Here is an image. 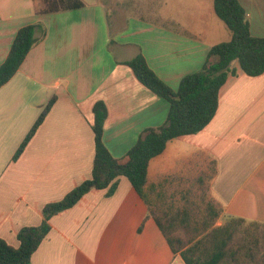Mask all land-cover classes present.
<instances>
[{
    "label": "crops",
    "instance_id": "0c3cea01",
    "mask_svg": "<svg viewBox=\"0 0 264 264\" xmlns=\"http://www.w3.org/2000/svg\"><path fill=\"white\" fill-rule=\"evenodd\" d=\"M80 1L78 10L37 15L40 0H0V65L20 28L40 25L43 31L0 88V239L15 248L19 230L42 223L45 205L91 177L95 103L106 106L103 142L121 163L142 132L165 123L168 103L138 82L126 62L142 55L176 91L183 77L201 70L211 47L227 41L217 40L214 0L189 19L184 13L192 0H164L149 17L135 11L134 0ZM238 1L255 36L250 1ZM257 12L263 20L264 5ZM232 68L236 74L221 87L211 122L168 142L150 161L146 200L125 177L111 196L90 190L50 218L30 264H185L150 211L196 206L189 197L200 195L204 173H210L211 200L222 210L216 225L225 216L264 225V73L249 77L237 62ZM53 97L43 123L13 161Z\"/></svg>",
    "mask_w": 264,
    "mask_h": 264
},
{
    "label": "trees",
    "instance_id": "16d2710c",
    "mask_svg": "<svg viewBox=\"0 0 264 264\" xmlns=\"http://www.w3.org/2000/svg\"><path fill=\"white\" fill-rule=\"evenodd\" d=\"M37 15L78 10L84 7L80 0H40ZM213 10L230 31L231 38L211 47L208 59L200 71L186 75L176 91L160 80L148 67L142 55L125 63L144 87L168 103L165 123L140 134L126 154V162L115 159L103 142L107 109L103 102L93 106L94 158L91 177L66 194L60 201L49 203L42 209L43 220L37 227H24L17 233L18 247L0 239V264H30L32 255L50 231V218L72 208L90 190H106L111 196L118 178L125 177L137 194L146 200L145 186L150 161L162 154L168 142L202 131L213 119L218 108V95L228 76H235L232 65L249 77L264 73V36L250 33L246 11L238 0H214ZM40 25L20 28L12 42L5 61L0 65V88L17 72L30 50L39 42ZM214 58L211 63L209 60ZM56 98H51L16 150L12 160L22 154L37 129L51 110ZM188 206L172 213L157 214L150 211L156 224L174 254H180L185 264H264V249L250 233H240L245 225H264L231 216L221 217V208L212 201L203 211ZM200 217V219L198 218ZM182 229L185 235L178 234ZM264 248V247H263ZM263 250V251H262Z\"/></svg>",
    "mask_w": 264,
    "mask_h": 264
},
{
    "label": "rangeland",
    "instance_id": "374dc122",
    "mask_svg": "<svg viewBox=\"0 0 264 264\" xmlns=\"http://www.w3.org/2000/svg\"><path fill=\"white\" fill-rule=\"evenodd\" d=\"M163 1L164 0H134V2H133L131 0V2L135 3V11L141 16L143 15V16H148V17L153 15V11L154 10L156 11L157 5L162 3ZM165 1L167 3H170V2L176 3V5L180 3V0H165ZM187 1L189 2L190 0H187ZM240 1L242 2L243 0H240ZM249 1H250V5H251V10L249 11V13L252 15V20L257 19V20H255L256 27H254V28H256L257 31H255V29L253 28L252 33L255 36H261L262 37V36H264V19L260 20V18H257L259 16L257 10L259 7H262L264 5V0H249ZM192 2L193 3H192V7H190V10H187V12L184 13L185 17L188 19L195 15L194 10H196L197 13L201 12V10L199 8L200 5L205 7L206 5L211 4L212 0H192ZM212 19L214 21H216L220 27V32L218 31V35H219L220 39H217V40H221L222 38H224V40L229 41L230 40V32L227 30L225 25L216 16H214ZM223 36H225V37H223ZM209 175H210V173H204V178H203L202 184L200 186V195H198L196 198H194V196L189 197L191 200L196 201V207H200L199 212L203 211V210H201V208L203 209V207L206 205V203L212 201L210 194H209V191H208V184H209L208 176ZM198 190L199 189H197V191ZM198 218L200 219V217H198ZM242 232L252 234L254 236V239H256L258 241V243L260 244L259 247L264 249L263 248L264 247V227H262V226H251L249 224H245L240 229V233H242ZM178 234L185 235L186 232H184L182 229H180L178 231Z\"/></svg>",
    "mask_w": 264,
    "mask_h": 264
}]
</instances>
